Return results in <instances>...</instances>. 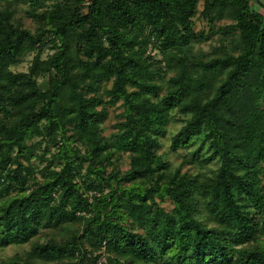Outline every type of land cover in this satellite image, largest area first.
I'll return each instance as SVG.
<instances>
[{"label": "trees", "instance_id": "trees-1", "mask_svg": "<svg viewBox=\"0 0 264 264\" xmlns=\"http://www.w3.org/2000/svg\"><path fill=\"white\" fill-rule=\"evenodd\" d=\"M86 1L51 0L34 33L0 8V249L28 246L0 264H264L257 0ZM172 122L169 152L211 173L158 153Z\"/></svg>", "mask_w": 264, "mask_h": 264}, {"label": "rangeland", "instance_id": "rangeland-1", "mask_svg": "<svg viewBox=\"0 0 264 264\" xmlns=\"http://www.w3.org/2000/svg\"><path fill=\"white\" fill-rule=\"evenodd\" d=\"M85 2L87 3L86 0ZM50 5H51V0H39L38 4L35 7L31 5L28 1L0 0V8L11 10L13 12L12 18L14 19V21L20 22L24 27L28 28L33 33L36 32L37 25L35 24L33 19L30 17L31 14L36 10H40L42 7H47V6L49 7ZM254 7L261 14L264 15V0H257V2H255L254 4ZM200 8H201V5H200ZM202 27H203V22L200 20H197L194 24V29L199 30ZM210 43L214 44L215 41H210ZM210 43L202 44L201 48L209 51L211 47ZM51 53H53V50H51L49 46L44 47L41 53V59H46L48 55H50ZM33 55L34 53L26 55L25 57H23V60L19 64L11 67V69L14 72H27L29 65L31 64ZM46 82H47L46 76L40 75L37 77V83L39 84L41 88L43 89L46 88ZM109 85L110 83L108 84V86ZM121 110L122 109L119 106L109 107V116L102 125L104 135H109L111 132L114 131V128L112 127V125L117 121V118H118L117 114ZM179 126H180L179 122H172L169 125L168 134L165 135L163 138H160L159 140L160 148L158 150V153L165 154L166 157L170 160L171 165L176 166V167L182 165L183 171L186 170L191 173H198V172L211 173L215 169L216 164L211 163L209 167L201 168L199 167L200 165L197 162L194 164L183 163V153L184 152L182 150H180L179 153L169 152L171 136L176 132ZM40 145L41 147L37 150L38 152L39 151L41 152V150L43 151L44 144L42 143ZM80 148L82 150V147ZM50 149L53 151L54 148H50ZM205 152H206L205 150L202 151V153H205ZM128 161L129 159L126 155H123L121 160H119L118 165L122 171L126 170L129 167ZM34 163L38 164L39 166L44 165V163L39 164L37 159L34 160ZM110 169L111 167H108L107 171H110ZM160 205L164 207L166 210H169L173 206V204L168 199H165V201H162ZM259 242L264 244V234L259 238ZM26 249H28V246H20V247L9 246L4 249H0V260L7 259L14 253L23 252Z\"/></svg>", "mask_w": 264, "mask_h": 264}, {"label": "built area", "instance_id": "built-area-1", "mask_svg": "<svg viewBox=\"0 0 264 264\" xmlns=\"http://www.w3.org/2000/svg\"><path fill=\"white\" fill-rule=\"evenodd\" d=\"M103 260H104V254L97 259L96 264H101Z\"/></svg>", "mask_w": 264, "mask_h": 264}]
</instances>
